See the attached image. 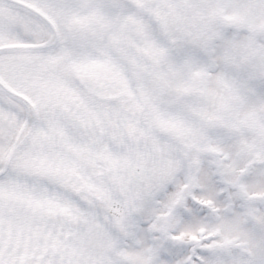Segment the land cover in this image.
Instances as JSON below:
<instances>
[{"label":"snow or ice","instance_id":"6c2138e0","mask_svg":"<svg viewBox=\"0 0 264 264\" xmlns=\"http://www.w3.org/2000/svg\"><path fill=\"white\" fill-rule=\"evenodd\" d=\"M0 264H264V0H0Z\"/></svg>","mask_w":264,"mask_h":264}]
</instances>
